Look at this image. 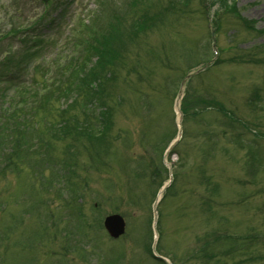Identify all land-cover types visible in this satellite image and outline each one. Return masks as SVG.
<instances>
[{
  "label": "rangeland",
  "instance_id": "rangeland-1",
  "mask_svg": "<svg viewBox=\"0 0 264 264\" xmlns=\"http://www.w3.org/2000/svg\"><path fill=\"white\" fill-rule=\"evenodd\" d=\"M61 1L74 17L57 32L34 0H0V71L17 64L0 80V264H161L142 244L172 174L160 253L203 244L185 264H264V0ZM85 67L110 77L88 103ZM199 68L185 136L163 152ZM114 213L116 241L101 225Z\"/></svg>",
  "mask_w": 264,
  "mask_h": 264
},
{
  "label": "trees",
  "instance_id": "trees-1",
  "mask_svg": "<svg viewBox=\"0 0 264 264\" xmlns=\"http://www.w3.org/2000/svg\"><path fill=\"white\" fill-rule=\"evenodd\" d=\"M11 69L12 68H7V72L6 73L7 74H11V75L14 74L13 71L11 73H8V71H10ZM85 70H86V67L83 68L79 73L77 72V75H82L83 74V75L88 76V77H93V76L95 77V78L91 79V82H89L88 80H84L83 78L80 80L83 86L85 84L89 85L88 87H86V88H89V90H90L89 93L87 94V97H86V99H87L86 102L88 103V102H90V98H96V96L99 95V94H100V96L104 95L103 87L105 86V84L107 83L108 80L110 81V77L108 76L109 72L106 71L103 68L102 69H95V73L94 74L91 71H89L90 73L89 72L86 73ZM113 74H114V72H112L111 76ZM73 76H75V74ZM81 89H82L81 85H79V86L77 85L75 87L74 92L77 95V97L80 96ZM74 99H75V97H70L69 98V100H71L72 102L74 101ZM45 104H49V103H45ZM11 106H12V104L10 105V107ZM42 106H47V105H42ZM69 107H71V105H69ZM11 148L13 149V147H11ZM203 250H205V246L203 244L201 246H197L196 249H191L189 251V253H188V256H189V260L188 261H193L194 259H196L198 257V255L200 253H202ZM177 261H178V259L176 260V262Z\"/></svg>",
  "mask_w": 264,
  "mask_h": 264
},
{
  "label": "water",
  "instance_id": "water-1",
  "mask_svg": "<svg viewBox=\"0 0 264 264\" xmlns=\"http://www.w3.org/2000/svg\"><path fill=\"white\" fill-rule=\"evenodd\" d=\"M106 226L109 229L110 233L114 236H118L123 232V221L118 216H111L106 220Z\"/></svg>",
  "mask_w": 264,
  "mask_h": 264
}]
</instances>
